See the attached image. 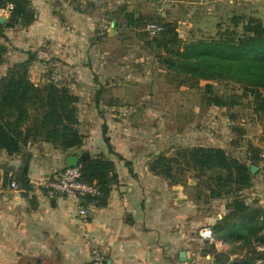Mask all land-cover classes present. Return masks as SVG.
Here are the masks:
<instances>
[{
    "label": "rangeland",
    "instance_id": "obj_1",
    "mask_svg": "<svg viewBox=\"0 0 264 264\" xmlns=\"http://www.w3.org/2000/svg\"><path fill=\"white\" fill-rule=\"evenodd\" d=\"M30 1L35 9L34 4L42 0ZM65 1L67 8L61 14L56 10L55 14L66 24L67 35L82 38L83 48L77 54L73 51L60 56L47 40L27 38L30 26L4 27L0 31V45L6 50L0 51V79L14 65L27 61L28 52L35 54L29 74L36 85L55 83L79 97L78 129L83 136L79 153L85 151V145L88 154L82 155L125 164L132 174L143 169L154 174L151 165L161 156L178 159V163H171L174 180L158 176L205 206L219 202L209 197L214 196L205 183L210 172L199 176L186 169L178 158L180 151L222 147L230 157L247 166L256 157L262 159L258 166L264 164V121L254 112L253 98L240 99L239 105L230 108L210 105L205 93L208 82L200 81L195 86L189 77L170 69L165 60L172 54L157 47V41L165 43L167 35L150 30V26L161 28L171 23L181 46L211 41L234 29L233 17L264 19V2L252 8L249 5L255 0ZM11 10H0L4 25L10 23ZM70 15L83 17V29L76 19L67 23L66 17ZM236 31L242 34V24ZM211 84L218 95L242 94L241 88L228 82ZM21 176L22 170L14 173L17 180ZM224 190L232 192L228 187ZM248 190L242 196L247 197ZM232 199L228 196L221 200L228 204Z\"/></svg>",
    "mask_w": 264,
    "mask_h": 264
},
{
    "label": "crops",
    "instance_id": "obj_2",
    "mask_svg": "<svg viewBox=\"0 0 264 264\" xmlns=\"http://www.w3.org/2000/svg\"><path fill=\"white\" fill-rule=\"evenodd\" d=\"M261 2L255 0L249 6ZM34 7L36 20L27 30V38L47 40L60 56L77 54L83 48L82 38L67 35L66 24L55 14L67 8L65 0H42ZM66 18L71 24L76 19L83 29V17ZM87 148L84 145V154H88ZM82 154L34 139L19 155L0 151V264H90L93 242L109 264H264V244L239 228L240 223L225 231L219 227L231 211L227 200L198 204L164 178L144 169L132 174L125 164L114 160L118 182L106 205L83 201L90 214L86 220L80 218L74 201L51 198L40 185L67 168L69 157ZM19 170L22 176L17 180L14 173ZM12 181L19 183L18 190L11 189ZM246 195L247 205L257 210L255 216L262 220L264 164ZM203 227L214 231L215 243L201 239Z\"/></svg>",
    "mask_w": 264,
    "mask_h": 264
},
{
    "label": "trees",
    "instance_id": "obj_3",
    "mask_svg": "<svg viewBox=\"0 0 264 264\" xmlns=\"http://www.w3.org/2000/svg\"><path fill=\"white\" fill-rule=\"evenodd\" d=\"M10 6V23H0V31L16 25L28 27L35 22L36 13L30 0H0V10ZM161 22L165 23L163 19ZM231 24L234 29L226 30L217 39L182 46L175 27L171 23L163 24L159 34L167 35L168 39L165 43L157 41V47L172 54L171 58L165 60L170 69L189 77L195 86L200 81L208 82L205 93L210 105L230 108L239 105L240 99L252 97L256 105L254 112L264 121V19L243 15L233 17ZM240 24L242 34L236 31ZM5 50L0 45V51L4 53ZM27 54V61L14 65L0 79V151L10 156L19 155L33 139L65 152L80 148L83 136L78 129L79 97L67 87L55 83L36 85L29 74V66L35 62L36 55ZM222 81L237 85L242 89V94H216L211 83ZM105 142H110L107 137ZM178 158L182 159L186 169L199 176L210 172L205 183L214 196L209 197L219 200L228 196L233 198L227 204L231 211L219 227L225 231L227 227H236V222L240 223L239 228L253 234L258 242L264 244V234L259 235L264 231V213L259 221L255 216L257 210H252L247 205L246 197L242 196L244 190L252 187L254 176L251 167H259L262 159L256 157L253 164L247 166L230 157L224 149L212 147L184 149L178 153ZM173 162L178 163V159L161 156L151 165V171L157 176L174 180ZM79 166L83 181L96 185L101 192L100 196L87 198L86 201L96 206L106 205L113 186L118 182L115 162L87 155ZM212 183H215V187H212ZM225 187L232 192L223 191ZM194 200L203 204L198 198Z\"/></svg>",
    "mask_w": 264,
    "mask_h": 264
},
{
    "label": "built area",
    "instance_id": "obj_4",
    "mask_svg": "<svg viewBox=\"0 0 264 264\" xmlns=\"http://www.w3.org/2000/svg\"><path fill=\"white\" fill-rule=\"evenodd\" d=\"M12 8V6H10ZM153 34L162 31L158 26H150ZM41 188L49 197H64L77 204L78 215L82 219H87L90 210L87 206L83 205V201L87 198L98 197L101 192L100 189L93 184L83 181L80 166L75 168H65L59 172L55 178L42 183ZM10 187L13 190L19 189V183L12 181ZM199 236L202 240L208 243H215L216 237L214 231L210 227H203L199 230ZM87 240H91L90 236L86 235ZM91 243V242H90ZM90 264H109L107 257L103 254L101 249L96 243L90 244Z\"/></svg>",
    "mask_w": 264,
    "mask_h": 264
},
{
    "label": "water",
    "instance_id": "obj_5",
    "mask_svg": "<svg viewBox=\"0 0 264 264\" xmlns=\"http://www.w3.org/2000/svg\"><path fill=\"white\" fill-rule=\"evenodd\" d=\"M0 23L3 24L5 23V20L3 18H0ZM85 156L83 155L82 157H69L67 161V168H75L80 165V161L84 158ZM259 170V167L257 166H252L251 167V173L253 175L256 174V172ZM185 255V253H183Z\"/></svg>",
    "mask_w": 264,
    "mask_h": 264
}]
</instances>
